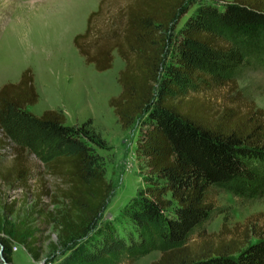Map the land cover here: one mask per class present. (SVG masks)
<instances>
[{
  "label": "trees",
  "instance_id": "16d2710c",
  "mask_svg": "<svg viewBox=\"0 0 264 264\" xmlns=\"http://www.w3.org/2000/svg\"><path fill=\"white\" fill-rule=\"evenodd\" d=\"M188 4L100 0L72 39L100 72L113 67L115 52L124 61L109 106L122 129L138 124L136 154L147 170L116 221L102 220L112 185L89 144L97 142L91 121L70 125L62 108L29 111L40 97L31 67L0 88V160L13 154L0 177L30 190V155L44 160L67 202L53 217L67 254L60 264H122L150 244L162 252L151 264H264L263 211L207 230L224 213L221 190L264 197V109L238 85L246 67L264 62V0H201L192 13ZM41 182L38 201L50 193ZM20 226L0 217V264L2 250L12 263L13 242L40 258L38 238Z\"/></svg>",
  "mask_w": 264,
  "mask_h": 264
},
{
  "label": "rangeland",
  "instance_id": "374dc122",
  "mask_svg": "<svg viewBox=\"0 0 264 264\" xmlns=\"http://www.w3.org/2000/svg\"><path fill=\"white\" fill-rule=\"evenodd\" d=\"M99 2L0 0V88L13 81L20 68L27 65L34 71L40 94L38 103L29 108L32 113L41 115L46 109L61 107L70 125L91 121L86 129H92L97 134V142L89 140V144L102 156L107 181L112 185L102 220L116 221L145 185L147 169L136 154L138 124L130 129H122L109 106V99L121 91L118 75L124 68V61L115 52L113 67L100 72L92 64L85 63L73 44V36L85 30L88 15L98 8ZM198 2L201 0H189L191 13L195 9L194 3ZM190 12L181 19L175 32L184 24ZM238 85L258 107L264 109V62H254L246 67ZM12 159L10 149L3 151L0 169L9 167ZM30 165V190L11 181L3 182L0 177V217L8 228L21 225L20 228L34 233L38 238L36 245L40 258L35 259L24 245L13 242L12 263L4 260L3 250L1 262L60 264L67 254H61L59 228L53 217L58 210H64L67 202L55 189L58 181L47 175L44 160L31 154ZM41 179L47 181L50 193L38 201ZM216 198L224 213L208 223V232H218L226 220L228 226H233L257 212H264V197L246 199L221 190ZM191 244L196 246V241L192 239ZM161 253L158 245L150 244L138 259H126L122 264H151L160 258Z\"/></svg>",
  "mask_w": 264,
  "mask_h": 264
},
{
  "label": "crops",
  "instance_id": "0c3cea01",
  "mask_svg": "<svg viewBox=\"0 0 264 264\" xmlns=\"http://www.w3.org/2000/svg\"><path fill=\"white\" fill-rule=\"evenodd\" d=\"M74 37V36H73ZM75 47V46H74ZM78 51V50H77ZM30 66V65H29ZM27 67V65L26 66H22L21 68H20V70L16 73V75H14V77L15 78H13L12 80L13 81H11V82H17V81H19V79H20V77H21V74H22V71L25 69ZM35 83H36V87H37V82H36V78H35ZM38 89V88H37ZM39 93V92H38ZM40 95V94H39ZM32 106H34V105H32ZM31 106H29L28 107V110H29V108H30ZM58 108V107H57ZM61 108V107H60ZM30 111V110H29Z\"/></svg>",
  "mask_w": 264,
  "mask_h": 264
}]
</instances>
